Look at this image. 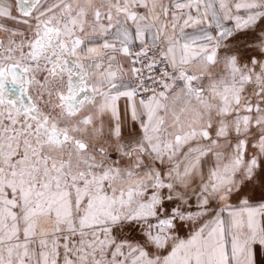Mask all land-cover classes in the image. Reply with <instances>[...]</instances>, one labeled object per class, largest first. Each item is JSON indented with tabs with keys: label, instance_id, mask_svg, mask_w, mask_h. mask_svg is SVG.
Here are the masks:
<instances>
[{
	"label": "snow or ice",
	"instance_id": "obj_1",
	"mask_svg": "<svg viewBox=\"0 0 264 264\" xmlns=\"http://www.w3.org/2000/svg\"><path fill=\"white\" fill-rule=\"evenodd\" d=\"M0 264H264V0H0Z\"/></svg>",
	"mask_w": 264,
	"mask_h": 264
}]
</instances>
